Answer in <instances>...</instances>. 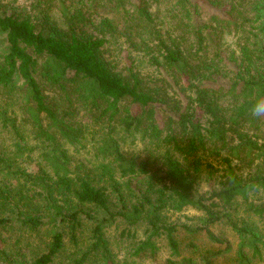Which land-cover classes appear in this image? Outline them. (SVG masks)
<instances>
[{
	"label": "trees",
	"instance_id": "16d2710c",
	"mask_svg": "<svg viewBox=\"0 0 264 264\" xmlns=\"http://www.w3.org/2000/svg\"><path fill=\"white\" fill-rule=\"evenodd\" d=\"M116 223L165 264L223 223L264 263V0H0V262L119 264Z\"/></svg>",
	"mask_w": 264,
	"mask_h": 264
},
{
	"label": "rangeland",
	"instance_id": "374dc122",
	"mask_svg": "<svg viewBox=\"0 0 264 264\" xmlns=\"http://www.w3.org/2000/svg\"><path fill=\"white\" fill-rule=\"evenodd\" d=\"M122 41V40H120ZM139 145L135 143L134 145L130 144V140H126L124 142L123 149L125 153L132 154L134 152H138ZM81 157H86L85 154H82ZM89 158H93L92 154L88 156ZM219 180H216L214 183H217ZM213 184V183H212ZM209 182H206L201 185L202 188H204V191L207 189H210L211 185ZM165 216H167V221L170 223H175L177 225H188L192 228L196 224V220H189L193 217H198V214L195 213L192 210H185L180 213H174V212H166ZM88 226H86L85 231L83 233V239L82 244L80 245V248L76 250V254L80 255L82 251L88 247V234L89 231L87 230ZM125 226L121 223L112 224L110 228L106 231L107 239L110 243L111 252L117 256L116 260L119 262V264H165L166 260L170 257V252L167 247L165 239H159L157 241V247L158 249L153 253H150V251L142 252L138 256L132 255L133 247L136 242L144 239V226L139 225L136 227V231H133L130 229L131 232L135 233V237L133 239H125L124 237H121V232L124 230ZM127 228V227H126ZM212 231L214 234L223 241V244H213L210 243L208 240L205 239L203 235H194L196 244H198L199 249L202 253H214L217 254L215 257L212 258V264H237L235 263V255L234 253L236 251V236L230 231V229L224 225L223 223H220L218 225H215L212 228ZM191 235H188L187 233L180 231L177 237V241H179L181 248L183 249V254L185 256L190 255L189 252L185 249V246L189 241H192ZM229 247L228 252H223L226 247ZM73 252V250H72ZM68 255V254H67ZM59 257L55 264H61L62 261L66 262L65 257ZM74 258H79L78 256H75ZM74 260V259H72ZM70 264H73V261L71 259H68ZM0 264H5V262H0ZM254 264V263H253ZM256 264H264V263H256Z\"/></svg>",
	"mask_w": 264,
	"mask_h": 264
},
{
	"label": "clouds",
	"instance_id": "9594fccd",
	"mask_svg": "<svg viewBox=\"0 0 264 264\" xmlns=\"http://www.w3.org/2000/svg\"><path fill=\"white\" fill-rule=\"evenodd\" d=\"M257 114H259V110H257Z\"/></svg>",
	"mask_w": 264,
	"mask_h": 264
}]
</instances>
